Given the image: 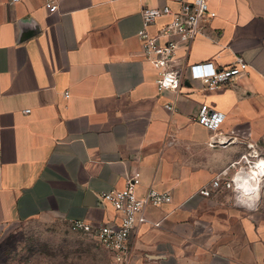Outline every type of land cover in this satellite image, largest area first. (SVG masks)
<instances>
[{"label": "crops", "instance_id": "0c3cea01", "mask_svg": "<svg viewBox=\"0 0 264 264\" xmlns=\"http://www.w3.org/2000/svg\"><path fill=\"white\" fill-rule=\"evenodd\" d=\"M56 1L50 12L45 0H0V264H13L14 223H119L101 194L135 171L139 196L156 187L173 200L145 209L126 262L91 235L112 264H264V177L247 196L198 194L243 154L264 159V0H208L216 16L172 61L180 88L162 91L138 37L142 10L191 0ZM239 56L248 69L219 89L191 78L190 64ZM204 103L225 113L219 130L197 121Z\"/></svg>", "mask_w": 264, "mask_h": 264}, {"label": "built area", "instance_id": "2783aa9c", "mask_svg": "<svg viewBox=\"0 0 264 264\" xmlns=\"http://www.w3.org/2000/svg\"><path fill=\"white\" fill-rule=\"evenodd\" d=\"M45 5L50 12L58 10L56 0H45ZM206 15L216 16V13L210 9L208 0L183 2L179 10H173L169 6L144 7L142 10L143 27L138 32V37L142 43L145 59L158 70L156 82L159 90L180 88L183 79L179 71L173 69L172 61L181 44L191 45L196 40L202 29V19ZM165 17H169V21L159 27V33L154 35L152 26ZM247 69L248 63L240 56L232 65L225 68H217L212 62L193 63L189 66L191 78L201 81L206 90L219 89ZM65 96L69 97V93L66 92ZM166 107L170 110L175 109L172 104ZM225 117L224 112L204 103L200 106L197 121L207 129L217 131L224 123ZM258 156L252 152L243 154L237 161L231 163L229 169H234L231 176L225 170L216 175L209 185L201 188L198 194L208 197L212 192L222 188L233 189L239 197L247 196L248 192L252 193L254 190L259 192L264 177V159ZM140 181L141 173L135 171L128 177L123 189H114L101 194L104 201L121 213L119 223L93 225L83 220H75L71 223L73 230L94 235L119 262L128 261L130 237L134 230L148 221L145 217V209L149 206L160 207L173 200L170 192L156 187H150L143 196H139L136 189Z\"/></svg>", "mask_w": 264, "mask_h": 264}, {"label": "rangeland", "instance_id": "374dc122", "mask_svg": "<svg viewBox=\"0 0 264 264\" xmlns=\"http://www.w3.org/2000/svg\"><path fill=\"white\" fill-rule=\"evenodd\" d=\"M4 245L13 264H112L109 251L93 236L59 219L14 223Z\"/></svg>", "mask_w": 264, "mask_h": 264}, {"label": "bare ground", "instance_id": "6f19581e", "mask_svg": "<svg viewBox=\"0 0 264 264\" xmlns=\"http://www.w3.org/2000/svg\"><path fill=\"white\" fill-rule=\"evenodd\" d=\"M256 192V191H255Z\"/></svg>", "mask_w": 264, "mask_h": 264}]
</instances>
